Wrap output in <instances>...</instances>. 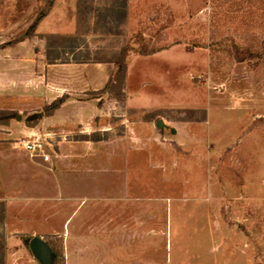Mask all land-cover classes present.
Instances as JSON below:
<instances>
[{"label": "rangeland", "instance_id": "rangeland-1", "mask_svg": "<svg viewBox=\"0 0 264 264\" xmlns=\"http://www.w3.org/2000/svg\"><path fill=\"white\" fill-rule=\"evenodd\" d=\"M117 1L44 2L43 21L63 33L80 25L93 56L128 48L127 77L117 96L104 91L113 64L90 67L97 86L111 68L96 92L63 90L73 73L59 74L50 87L59 97L18 113L31 132L22 140L39 138L52 155L50 174L82 178L65 203L51 199L55 220L18 208L6 220L0 201L3 264H40L33 237L55 264H264V0H126V20ZM44 37L36 31L35 52ZM60 98L65 110L44 120ZM74 209L82 220H63Z\"/></svg>", "mask_w": 264, "mask_h": 264}, {"label": "crops", "instance_id": "crops-1", "mask_svg": "<svg viewBox=\"0 0 264 264\" xmlns=\"http://www.w3.org/2000/svg\"><path fill=\"white\" fill-rule=\"evenodd\" d=\"M44 2L45 0H0V114L6 115L4 121L0 122V201L6 202V220H10L16 208L24 211L31 220H55L48 211L51 199L65 203L67 188L79 192L76 191V186L82 178L81 174L67 175L62 168H59L57 174L52 175L48 165L52 162L51 154V160L45 162L41 157H32L25 150L23 142L28 140L22 139L31 135V132L25 131L22 124H18L20 119L18 113L27 110L43 111L44 107L59 97L61 94L52 92L50 88L53 85L51 81L55 76H60L59 74L73 73L72 78L65 79L66 84L61 87L63 90L65 86L78 84L80 85L78 91L83 92L98 91L106 85L111 75L109 68L107 79L103 80L102 86H97V68L90 67L104 65L111 67L110 64H49L46 50L42 53L35 52L33 37L18 40L26 34L43 10ZM48 19L49 17L38 26L37 34L46 36L63 33L49 26ZM76 31L77 23L71 24L69 31L63 34L71 35ZM11 37L16 39L12 40ZM39 41L45 48V41L42 39ZM82 71L87 73L84 75L87 78L79 84L77 72ZM56 84L58 86L59 83ZM85 103L90 105L94 102L90 100ZM65 106L66 104H63L56 110L55 115L65 110ZM73 108L77 109L76 106ZM53 117L54 114L43 119L51 120ZM17 190L26 191V197H16L14 192ZM125 192L128 191L125 189ZM80 197L74 195L72 199ZM53 202L51 204L55 206V200ZM70 208L66 209L64 206L62 212L60 209L56 219L61 220L63 217L61 213L64 214ZM78 213L79 209H74L73 213L63 220H82L77 216Z\"/></svg>", "mask_w": 264, "mask_h": 264}, {"label": "trees", "instance_id": "trees-1", "mask_svg": "<svg viewBox=\"0 0 264 264\" xmlns=\"http://www.w3.org/2000/svg\"><path fill=\"white\" fill-rule=\"evenodd\" d=\"M47 10L39 13L34 23L30 26L26 34L19 38L22 40L28 37L36 36V31L43 19L48 15V12L52 6V3H49ZM117 7V8H116ZM114 14H120L123 20L127 18V1L120 0L115 2ZM109 17V16H107ZM84 36L82 35L80 25L77 24V31L75 34L71 35H57L52 34L45 36L46 39V58L49 64H88V63H103V64H113L116 68L114 74L110 77V80L104 89V91L109 92L110 94H116L117 96H122L124 94L125 81L127 77V58H128V48H124L120 53L112 58L99 57V53H95L94 56L89 50V47L86 44L85 40H81ZM58 45L59 49H62V53L52 52L54 45ZM86 44V45H85ZM87 48L88 53L83 54V50ZM155 52L150 53H140L141 56L153 55ZM63 104V99L56 100L52 106L45 110V115L50 116L53 112L60 109ZM4 213V212H3ZM32 240H26V244L29 247V243ZM30 250V249H29ZM4 255L0 254V263L3 264Z\"/></svg>", "mask_w": 264, "mask_h": 264}, {"label": "water", "instance_id": "water-1", "mask_svg": "<svg viewBox=\"0 0 264 264\" xmlns=\"http://www.w3.org/2000/svg\"><path fill=\"white\" fill-rule=\"evenodd\" d=\"M158 127H163V121L158 122ZM172 133L175 134L176 131L172 130ZM29 249L40 264H55V253L43 238L33 237L29 243Z\"/></svg>", "mask_w": 264, "mask_h": 264}, {"label": "built area", "instance_id": "built-area-1", "mask_svg": "<svg viewBox=\"0 0 264 264\" xmlns=\"http://www.w3.org/2000/svg\"><path fill=\"white\" fill-rule=\"evenodd\" d=\"M23 147L32 157H41L45 162L51 160V156L47 152L46 146L39 138L23 142Z\"/></svg>", "mask_w": 264, "mask_h": 264}]
</instances>
